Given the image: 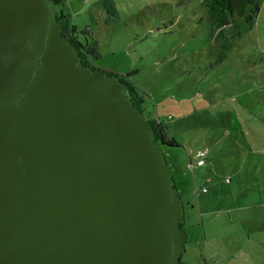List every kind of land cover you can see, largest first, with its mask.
<instances>
[{"label":"water","instance_id":"water-1","mask_svg":"<svg viewBox=\"0 0 264 264\" xmlns=\"http://www.w3.org/2000/svg\"><path fill=\"white\" fill-rule=\"evenodd\" d=\"M53 0H0V264H183L184 209L127 85Z\"/></svg>","mask_w":264,"mask_h":264},{"label":"rangeland","instance_id":"rangeland-1","mask_svg":"<svg viewBox=\"0 0 264 264\" xmlns=\"http://www.w3.org/2000/svg\"><path fill=\"white\" fill-rule=\"evenodd\" d=\"M259 5L250 21L236 16L225 28L230 47L221 62L223 42L212 37L202 0L57 5L82 45L97 44L95 65L127 81L148 119L159 118L180 143L164 156L183 204L189 264H264V0ZM204 149L205 164L192 169Z\"/></svg>","mask_w":264,"mask_h":264},{"label":"trees","instance_id":"trees-1","mask_svg":"<svg viewBox=\"0 0 264 264\" xmlns=\"http://www.w3.org/2000/svg\"><path fill=\"white\" fill-rule=\"evenodd\" d=\"M53 1L57 5L61 2V0ZM202 3L209 20V29L212 37L215 38L216 42H223L219 45L220 55L217 60V62H221L225 57H227V52L230 47L229 38H227L224 34L225 28L231 24H236V16H247V19L250 21L252 17L255 16L259 11L260 0H202ZM248 9H250L249 14H247ZM57 20L62 24L61 36L68 39L70 43L77 49L80 55V64L82 67H88L93 71H101L107 76H116L119 78L117 73L95 65L94 61L101 57L95 42H93L91 45H82L75 38L74 31L71 27V21L60 11L57 14ZM119 79L127 85L129 94L134 104L142 112H144L142 107V99L134 94L132 86L127 81H125L123 78ZM149 121L155 132L157 143L167 148L180 146V143L175 138L169 136L167 133V127L163 122ZM181 226L184 227V222L181 223ZM181 262L186 264L182 261V254Z\"/></svg>","mask_w":264,"mask_h":264},{"label":"built area","instance_id":"built-area-1","mask_svg":"<svg viewBox=\"0 0 264 264\" xmlns=\"http://www.w3.org/2000/svg\"><path fill=\"white\" fill-rule=\"evenodd\" d=\"M208 154V149L200 150L195 155V163L191 164V168L194 169L196 166H202L206 162V156ZM206 188H202V192H205Z\"/></svg>","mask_w":264,"mask_h":264},{"label":"crops","instance_id":"crops-1","mask_svg":"<svg viewBox=\"0 0 264 264\" xmlns=\"http://www.w3.org/2000/svg\"><path fill=\"white\" fill-rule=\"evenodd\" d=\"M143 109H144V107H143ZM146 109V108H145ZM147 110V109H146ZM145 112V116H146V112H148V111H144ZM147 117V116H146ZM148 118V117H147ZM158 119V120H157ZM148 120H150V119H148ZM153 120H155V121H157V122H159L160 120H159V118H153ZM161 122V121H160ZM184 262V261H183ZM186 264H189V263H187V262H185Z\"/></svg>","mask_w":264,"mask_h":264},{"label":"flooded vegetation","instance_id":"flooded-vegetation-1","mask_svg":"<svg viewBox=\"0 0 264 264\" xmlns=\"http://www.w3.org/2000/svg\"><path fill=\"white\" fill-rule=\"evenodd\" d=\"M144 115H145V112H144ZM147 118V117H146ZM148 119V118H147Z\"/></svg>","mask_w":264,"mask_h":264}]
</instances>
